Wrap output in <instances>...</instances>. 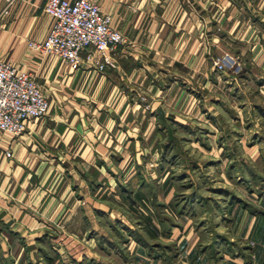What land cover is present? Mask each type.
I'll use <instances>...</instances> for the list:
<instances>
[{"label":"crops","instance_id":"1","mask_svg":"<svg viewBox=\"0 0 264 264\" xmlns=\"http://www.w3.org/2000/svg\"><path fill=\"white\" fill-rule=\"evenodd\" d=\"M47 3L0 0V59L29 72L50 104L23 136L0 132V264H66L52 250L111 264L95 238L124 264H264V190L227 210L219 231L231 233L217 243L185 223L174 208L178 184L156 175L181 125L204 122L228 96L216 57L264 73V0H99L127 40L104 72L96 53L74 71L30 50L51 32Z\"/></svg>","mask_w":264,"mask_h":264},{"label":"rangeland","instance_id":"2","mask_svg":"<svg viewBox=\"0 0 264 264\" xmlns=\"http://www.w3.org/2000/svg\"><path fill=\"white\" fill-rule=\"evenodd\" d=\"M256 75L259 77H253L245 67L239 75H226L230 84L228 96L223 101L214 100L220 103L218 112L211 111L204 122H196L194 126L181 125L180 136L174 141L178 148L166 149L169 150L164 158L167 170L156 172L157 176L172 178L178 184L176 199L181 210L188 212L185 223L191 219L204 240L212 238L225 243L231 232L219 229L230 224L227 210L237 203L249 207L251 202L246 197L259 188L264 190V73ZM253 146L259 152L249 151ZM120 233H115L116 239ZM95 241L104 257L111 254V264H124L118 249L114 253L111 248L101 249L96 238ZM50 255L54 262L63 259L66 264H76L68 253L59 258L52 250Z\"/></svg>","mask_w":264,"mask_h":264},{"label":"built area","instance_id":"3","mask_svg":"<svg viewBox=\"0 0 264 264\" xmlns=\"http://www.w3.org/2000/svg\"><path fill=\"white\" fill-rule=\"evenodd\" d=\"M7 12L4 9L2 14ZM44 12L53 19V26L44 42L29 43L32 52L54 55L74 71L81 68L85 53L86 61L98 54L99 72L116 67L113 54L127 40L113 26L111 16L102 11L99 0H48ZM213 66L224 75L235 76L244 71L240 60L231 54L216 57ZM49 110V101L33 76L0 59V132L19 138L29 124L43 119ZM11 156L7 153V157Z\"/></svg>","mask_w":264,"mask_h":264},{"label":"trees","instance_id":"4","mask_svg":"<svg viewBox=\"0 0 264 264\" xmlns=\"http://www.w3.org/2000/svg\"><path fill=\"white\" fill-rule=\"evenodd\" d=\"M177 196H179V194H177ZM185 202H186V200H185ZM130 204L131 205H138V201H136V200H130ZM154 204H155V206H157L158 207V209H161V208H165V206L163 205V204H160V203H158L157 201H154ZM180 204V201H178V197H177V199H176V197H175V201H174V208H176V209H179L178 210V214L180 215V216H185L186 215V213H188V212H185L184 213V211L183 210H181V206L179 205ZM162 220L163 221H165V222H167V223H169L170 225H175L176 224V222L175 221H173L171 218H169V217H163L162 218ZM160 256V255H159Z\"/></svg>","mask_w":264,"mask_h":264}]
</instances>
